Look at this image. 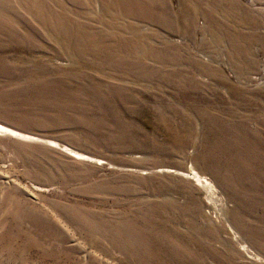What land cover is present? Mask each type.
<instances>
[{
  "label": "rangeland",
  "instance_id": "1",
  "mask_svg": "<svg viewBox=\"0 0 264 264\" xmlns=\"http://www.w3.org/2000/svg\"><path fill=\"white\" fill-rule=\"evenodd\" d=\"M0 119V264H264V0H0Z\"/></svg>",
  "mask_w": 264,
  "mask_h": 264
},
{
  "label": "bare ground",
  "instance_id": "2",
  "mask_svg": "<svg viewBox=\"0 0 264 264\" xmlns=\"http://www.w3.org/2000/svg\"><path fill=\"white\" fill-rule=\"evenodd\" d=\"M2 121L3 120L0 119V136H7L10 139L21 141V142H26V143L27 142L44 143L50 146L51 148L59 149L61 153H63L65 156L73 160H78V159H87V160L91 159L92 160L93 159L91 158V156H88L84 153L76 151L66 145L60 144L55 140L44 139L42 137L25 132V131H29L27 130V128H23V127H22L23 129L18 128L16 126L6 123V121H3V122ZM161 172H168V173L176 172L177 175H180L187 180H191L192 182H194L195 185L200 186L208 194L212 195L214 192V185L205 176H203L199 171H197L193 166H190V168L184 172L180 170L176 171V170L167 169V168L161 170ZM228 228L233 236V239H237L239 243L241 244L242 248L248 254L249 250L245 242L241 241L240 236L237 234V232L233 231V229L230 226ZM257 258L259 259V256Z\"/></svg>",
  "mask_w": 264,
  "mask_h": 264
}]
</instances>
